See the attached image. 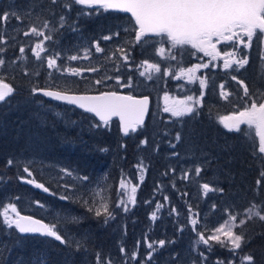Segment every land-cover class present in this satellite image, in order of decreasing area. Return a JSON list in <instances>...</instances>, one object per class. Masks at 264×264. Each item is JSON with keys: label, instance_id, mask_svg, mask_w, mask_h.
<instances>
[{"label": "trees", "instance_id": "1", "mask_svg": "<svg viewBox=\"0 0 264 264\" xmlns=\"http://www.w3.org/2000/svg\"><path fill=\"white\" fill-rule=\"evenodd\" d=\"M0 13L8 15V20L0 26V59L5 61L0 67V76L15 89L11 96L0 102V202L14 204L22 214L49 224L53 223L51 218L59 219L64 214L72 217L69 222L63 223L59 219L56 223L59 232L63 236L68 232L72 239L62 244L54 238L29 236L15 227L9 228L0 216V264H98V258L99 264H106L109 260L111 264H217L218 261L229 264L235 259L228 248L214 240L210 241L209 250L197 233H203L207 238L208 230L219 214H223L221 219H227L230 213H236V223L239 224L244 219V211L252 203H264V176L261 175L264 155L259 152L258 137H254L246 126H242V132L229 131L218 121L219 116H224L225 109L231 115L242 108L240 103L247 100L232 76L243 80L250 92L264 91L262 45L255 40L250 48H238L237 57L246 56L248 64L239 69L233 65L231 73H226L213 63L207 64L200 52L190 46L174 49L166 37H151L147 44L143 41L136 43L134 23L125 13L88 8L76 4L75 0H57L56 4L51 0H0ZM45 21L48 22L47 28L43 27ZM30 26H36L51 36L44 42L48 51L42 53L39 60L32 50L43 38L24 36L23 32L30 30ZM105 36H111V39H103ZM73 40L87 41L93 47L95 60L92 62L98 64L80 65L84 61L82 58L76 60L77 65L69 64V57L77 49L71 46ZM97 43L104 49L102 53L95 51ZM58 44L63 51L55 53ZM21 47L25 50L23 53L19 51ZM160 47L168 53H176V59L161 57ZM120 49L125 50L127 63ZM52 57L57 58L60 70L48 68L46 58ZM145 61L162 68L154 81H147L140 75L146 71L147 65L142 66ZM196 64L208 65L197 72L200 79L206 80L204 94L201 85L188 87L175 78L181 68ZM73 67H79L81 75L72 76L68 69ZM93 68L98 70L89 71ZM169 71L171 75L167 74ZM121 75L126 81L131 78V88L122 87ZM98 79L102 83L96 84ZM61 81L72 83V93L116 91L148 96L151 101L148 119L135 133L125 137L119 134L120 127L115 120L110 133L84 134L86 143L80 141L73 149L70 138L75 130L66 129L55 118L45 117L43 108L56 105L65 111L72 109L76 121L87 116L100 127L102 124L84 112L47 101L33 92L34 88L63 89L65 84H58ZM146 83L153 91L139 93ZM220 85H224L223 91L229 88L233 94L225 99L221 96ZM184 87L187 92L193 91L195 98L202 96L192 117L170 118L158 110L153 111L154 95H180V88ZM117 132L118 142L113 137ZM102 143L112 149L117 144L120 147L117 155L108 152L103 159L97 156L96 148ZM171 154L176 155L175 159H170ZM21 157L54 165L50 172L58 166L68 168L93 182L98 181L97 174L103 166L110 167L106 188L102 183L104 195L110 196L109 211L114 218L105 223L104 215L98 217L94 211H88L93 203L92 194L68 193L63 180L50 181L46 174L41 177L36 168L33 169L36 182L43 183L49 191L43 193L34 184L25 182L31 178L17 169L14 162ZM140 163H145L142 179H137L140 184L138 198L141 199L129 211L120 207L117 213L119 182L128 176H138L135 168ZM178 163L197 177L193 188L192 183L185 184L175 177L179 174ZM39 165L42 163L33 164L34 167ZM197 168L200 169L199 175L196 174ZM200 182L216 189L210 202L201 198L197 188ZM84 189L78 188V191ZM61 196L68 199H60ZM166 199L170 204L173 202L167 210L172 214L163 210L161 220L156 216L153 220L159 201L164 203ZM38 205H43L47 211ZM173 207L181 213L180 217L173 214ZM193 219L197 220L195 227L191 223ZM234 231L243 232L247 241L238 251L250 253L255 264H264V221L253 218ZM159 241H164L163 247ZM149 243L152 248H148ZM134 251L137 256L132 259ZM149 255L151 259H148Z\"/></svg>", "mask_w": 264, "mask_h": 264}, {"label": "snow or ice", "instance_id": "2", "mask_svg": "<svg viewBox=\"0 0 264 264\" xmlns=\"http://www.w3.org/2000/svg\"><path fill=\"white\" fill-rule=\"evenodd\" d=\"M53 4L57 0H51ZM76 4L84 5L88 8L99 7L105 11L115 10L121 13L130 14V22L134 23L133 32L134 40L136 43L147 44L151 37H164L171 42L172 47L175 49L178 46H190L197 52L204 53L212 59L222 58L221 52L218 49L220 43H229L234 47L243 45L245 48L252 46L253 39L257 43L264 41V0H75ZM19 19V17H17ZM8 20L7 13H0V26ZM138 26V27H137ZM43 27H48V22L43 23ZM24 36H34L43 38L35 43V48L32 54L37 60L41 59V54L46 53L48 49L45 47L44 42L51 39V36L46 35L44 31L36 26H30V30L23 32ZM103 39L109 40L111 36H105ZM162 42V41H161ZM21 53L25 50L23 47L19 49ZM96 52H103L104 49L100 44L95 45ZM123 54L124 61L127 63L128 56L124 49H120ZM159 55L165 57L166 49L159 48ZM171 59H176V53H168ZM83 58L87 59V55ZM70 60H77L78 57L73 55L69 57ZM48 68H57V58H46ZM5 61L0 59V67H3ZM146 64L147 70H154L159 73L161 68L158 64L143 62L142 66ZM248 64L246 56L237 57L235 52H226L224 54V68H232L233 65L237 69L243 68ZM207 64H196L187 69L181 68L180 75L175 78L180 79L181 76L187 78L188 82L192 83L199 80L200 85L206 86V80L200 79L196 75L201 67H207ZM98 69H89V71H97ZM119 70V69H117ZM72 76L81 75V70L77 68L68 69ZM145 72H140L141 76H145ZM167 74L171 75L169 71ZM111 79V77H108ZM118 79V78H117ZM151 79V76H148ZM243 89V96L247 98L243 108L232 115L221 117V122L224 127L229 131L242 132V126H246L247 130L254 136L258 137V148L260 153H264V91L256 92L251 91L249 86L243 81L238 80L236 76H232ZM96 84L102 83L101 80H96ZM122 87H132L131 78L122 84ZM222 91L221 96L225 99L231 93L223 91L224 85H220ZM15 89L7 83L5 78L0 76V102L14 93ZM33 92H40L46 97L54 100L65 102L70 105H76L86 112L94 114L103 123L105 127L110 125L113 117H118L123 126L124 135L129 132H135L138 126L144 124L145 115L148 112L149 98H136L133 95H120L116 91L102 92L99 95H76L71 94V88L65 83L63 89H39L34 88ZM165 107L164 111L169 112L174 117H181L191 114L195 111V105L200 104L202 96L197 99L193 96H188L186 100H176L169 103L171 98L168 95L164 96ZM99 126V125H98ZM179 140V136H177ZM147 143V141H144ZM106 151V149H105ZM8 164L11 165L12 161L9 160ZM23 171L31 179L25 182L34 184L36 188L43 189L48 192L49 189L43 183L36 182L33 173L28 167H24ZM62 171L67 172L66 169ZM200 169H196V174L199 175ZM71 175V173H68ZM264 176V172H261ZM82 179L86 180L87 177ZM142 179V177H141ZM260 181H257L259 184ZM119 187L126 188L125 181L120 180ZM205 193L216 191L208 184L203 185ZM136 186L130 188L129 202L135 203ZM105 189L92 193L93 203L89 206L88 211H94L96 216L104 215L105 223L108 219L114 218L113 213L109 211L110 196L104 195ZM60 199H68V197L61 196ZM85 204L88 201H84ZM120 204H124L121 200ZM43 207V205H40ZM161 207L157 205V209ZM127 211V207L124 208ZM14 214V216L12 215ZM0 216L3 217V222L9 227L15 226L21 233H39L46 237H52L62 244L67 243L65 236L57 230L56 223H44L39 219H34L31 216L21 215L14 204L9 203L7 206L0 204ZM244 219L240 220L237 224L238 214L230 213L229 217L223 222L219 223L214 231H211L207 238L203 233H197L199 239L203 244L208 246L211 250L210 241H216L222 247L228 248L234 254L235 259L230 260L229 264H255L254 257L250 253L238 251L242 249V245L247 243L243 232H235L237 227H243L248 221L253 218H258L264 221V203L257 205L252 203L243 213ZM155 214L152 219L154 220ZM195 227L197 220L191 221ZM222 237L224 239H222ZM161 247L164 241H159ZM148 248H152L149 243ZM123 252L124 249L122 248ZM203 256V253H201ZM137 252L131 253V258L135 259ZM151 259V255L148 256ZM206 259V257H205ZM99 264V258H98ZM106 264H111L107 261ZM223 264V262H217Z\"/></svg>", "mask_w": 264, "mask_h": 264}, {"label": "rangeland", "instance_id": "3", "mask_svg": "<svg viewBox=\"0 0 264 264\" xmlns=\"http://www.w3.org/2000/svg\"><path fill=\"white\" fill-rule=\"evenodd\" d=\"M255 40L256 39L254 38L253 42ZM260 44L262 45V54H264V41L260 42ZM71 46H72V48H77L75 53H74V55L77 56L78 58H82L84 60V61L80 62V65L81 64H86V65H97L98 64L97 61L92 62L93 60H95L94 55H93V47L87 41H84V40H73V43L71 44ZM217 47H218V49L221 52V57L222 58L212 59L211 57L205 56L204 53L200 52L201 58L202 59L203 58L206 59L207 64L213 63L214 66L215 67H219L221 71L226 72V73H231L230 71H231L232 68H229V69H225L224 68V54L226 52H235V54L237 55L238 48H242L244 46L243 45H237V46L234 47L232 44H229V43H220ZM55 50H56L55 53H60L61 51H63V49L60 48V44H58V47L55 48ZM166 52H167V54L165 56H168V51H166ZM100 53H102V52H100ZM85 55H87V57H88L87 59L83 58ZM259 61H262V59H259ZM69 64L77 65L76 64V60H70ZM73 68L80 69L79 67H73ZM161 71H162V68H161ZM145 73L146 74H145L144 78L147 81H154L155 77L159 74V73L155 72L154 70H150V72L145 71ZM149 75L151 76V79H148ZM177 75H180V73H177ZM196 75L198 76V73ZM222 76L225 77L224 74H222ZM178 80H180L182 83H185L186 85H188V87H192L194 84L200 85L199 80H196L195 82L190 83V82H188L187 78L184 77V76H181V78L178 79ZM120 82L121 83L126 82V80L123 78L122 75L120 76ZM173 82H175V81L173 80ZM58 84L59 85H63V84H65V82L61 81V82H58ZM68 85L72 86V83L70 82V83H68ZM146 85H147V83L144 86H146ZM238 86L242 89V87L239 84H238ZM174 87H176V85ZM204 89H205V86L202 87L203 94H204ZM55 90H59V89H55ZM149 91H153V88L151 86H146L145 88L141 87L138 90L139 93H144V92H149ZM226 92H229V93L233 94V92H231L229 88L226 89ZM152 93L154 94L155 92H152ZM179 93L182 96H180L179 94H176V93H171V94L166 93V94H164L162 96H159V97L154 95V98H153V109L154 110L153 111L156 112V110H158L159 112H161V114H165L166 116H168L170 118H182V117L188 118V117H192L195 114V111H196V109L199 106L195 105V111L193 113L187 114V115H184V116H181V117H174V116H172L171 113L164 111V107H165L164 96L165 95H168L171 98L169 103H171L172 101H176V100H186V98L188 96L195 97L194 92L193 91L187 92V88H185V87L184 88H180V92ZM136 96H138V95H136ZM56 104H59V103H56ZM200 104H201V102H200ZM244 104H245V102L240 103L239 105L242 106V108H243ZM236 108H237V106L235 105V109ZM235 109H233V111ZM241 109L239 108L238 111L241 110ZM67 111H65L64 108L63 109H59L56 105L45 107L42 110V112L45 114V117L48 116V117H51V118H55L61 125L66 126L67 127L66 129L75 130V133L70 138V143H71L70 145H71V148H73V149L76 148L77 145L81 143L80 141L86 143L85 140H84V134H91L93 132H100V131H103L106 134H108L111 131L110 129H111L112 125H113L112 122L110 123V125L108 127H105L101 123L102 127H100L97 124H95L93 121H90L87 118V116L86 117H84V116L80 117L81 121L78 122L74 118V111L72 109L67 110ZM232 114L233 113H231V115ZM229 115H230V113H228L227 110L225 109L224 116H229ZM220 117L221 116L218 117L219 123L221 122ZM119 134H121V133H119ZM113 137H114L116 142H118L120 140L118 132L117 133H113ZM119 148L120 147L117 144H114V148L112 149V148L108 147L107 143H102L100 146H98L96 148L97 156H99V157H101L103 159L106 156V154H108V152H109L110 155L112 153V156L113 155L116 156L117 155V151H118ZM105 149H106V151H105ZM263 155H264V153H263ZM175 157H176L175 154H171L170 155V159H175ZM14 162L16 164L17 169L22 171L24 174L27 175V173H25L23 171L24 167H28L29 170L33 173V177L35 178L36 175L34 174L33 169L36 168V169H38L40 171L41 177L43 176V174H46L48 179L50 181H54V182L57 181V179H61V180L64 181L63 185L68 187V189H69L68 193L80 194V195L85 193V192H89V194H92L93 192L99 190L100 188H103L102 181L104 182V186H105V183L108 181V179H107L108 178V174H109L108 170L110 169V167L106 168V166H103V169L97 174L98 177H99L98 181L93 182L90 178H87L86 180H84L80 176H78L75 173H73V171H71L70 169H68V168L66 169V168H63L61 166L56 167V169L54 171L50 172L49 169L52 166H54V165H52V164H50L48 162H44V161L40 162V161L36 160L35 158L21 157V158L16 159ZM34 163H37V164L42 163V165H39L38 167H34L33 166ZM144 165H145V163H140L139 166L135 168L136 173H138V176L136 175L137 178L135 176H128L126 179H124L125 184H126V188L121 189L119 187V192L117 193V202H116V211H117V213L120 212V207L123 210H124L125 207H127V209L130 210V208H132V207H134L136 205V202L138 201V199H141V198H138L140 184L137 183V181H138L137 179L141 178V174L145 172L144 171V167H143ZM140 167H143V168L140 169ZM62 169H66L67 172L62 171ZM177 170H178L177 172L179 174L177 176L175 175V177H177V179L179 181H184L185 184L192 183L193 184L192 188H193L194 184L196 183V178H197L193 174V172L191 170L188 171L184 167V165H182V164H179L177 166ZM68 173H71V175H69ZM35 180H37V179H35ZM204 184L205 183L200 182L197 188L199 190L201 198L204 201L208 200V202H210L212 200V194L215 191L208 192V193H205L204 189H202V191H200L201 187L203 188ZM132 186H136V188H137L136 193H135V203L134 204L130 203L129 199H128L129 194H130V188ZM160 186L161 185L159 184V187ZM209 186L214 188L213 185H209ZM84 187H85V189H84L85 191H82V192L78 191V188L82 189ZM105 188H106V186H105ZM40 190L43 191V189H40ZM44 192L45 191H43V193ZM207 194H209V195H207ZM121 200L124 201V204H120ZM0 204H3L5 206H7L9 203L4 202V200H3V201L0 202ZM172 204H173V202L170 204L169 200H167V199L164 201V203L160 200L158 205H160L161 207H159V209H156L155 216L159 217L160 220H161V215L163 213V210L166 211L167 214H168L167 210L170 208V206ZM16 208H17V206H16ZM38 208L43 209L44 211H47L46 208L41 207L40 205H38ZM17 210L20 212V210L18 208H17ZM129 210H127V211H129ZM171 211L173 212V214L177 215L178 217L181 216V213H178L177 209L175 210L174 207H173V209H171ZM55 214H57V213H55ZM169 214H172V213H169ZM12 215L14 216V214H12ZM221 218H223V214H219L214 219V222L212 223L211 228L208 230L209 233L211 231H214L215 227L219 223H221V222H223L225 220V219H221ZM51 219H52L53 223L59 222V219H60V221H62L64 223V222H69L72 219V217L69 214H64L63 217H60L59 219H57V218L56 219L51 218ZM58 226L61 227L60 223H59ZM180 226H182V225H180ZM13 227H15V226H13ZM57 230L59 231V229H57ZM64 234H65V232H64ZM65 236H66V240L67 239L72 240L70 238V235L68 234V232H66ZM222 239H224V238L222 237ZM156 240H158V239H156Z\"/></svg>", "mask_w": 264, "mask_h": 264}, {"label": "water", "instance_id": "4", "mask_svg": "<svg viewBox=\"0 0 264 264\" xmlns=\"http://www.w3.org/2000/svg\"><path fill=\"white\" fill-rule=\"evenodd\" d=\"M111 11H115V10H111ZM116 12H118V11H116ZM120 13H121V12H120ZM125 14H126V13H125ZM128 15L130 16V14H128ZM53 90H55V89H53ZM107 92H110V91H107ZM36 94L42 96V97H43L45 100H47V101H51V102H54V103H59V104H62V105H65V106H68V107L74 108V109H76V110H78V111L84 112V113H86V114H88V115L94 117L99 123H102V122L99 120V118L96 117L94 114L89 113V112H86L84 109H81V108H79V107L76 106V105H70V104H67V103H65V102H61V101L54 100V99H52V98H50V97H46V96H44V95H43L42 93H40V92H36ZM71 94H76V95H99L100 93H96V94H78V93H71ZM118 94H120V95H129V94H124V93H118ZM134 97H136V98H143V97H145V96H134ZM147 97H148V96H147ZM148 98H149V97H148ZM149 110H150V98H149L148 112H147V114L145 115V118H144V124H145V122H146V120H147ZM113 120L118 121V124H119V127H120V133H121L124 137L127 136V135H124V132H123V126H122L121 122L119 121V118H118V117H113V118L111 119L110 122H112ZM102 124H103V123H102ZM144 124H143V125H144ZM143 125H142V126H143ZM139 127H141V126H138L137 128H139ZM135 132H136V131H135ZM135 132H132V133H135ZM129 133H131V131H130ZM21 215H25V214H21ZM26 216H30V215H26ZM31 217L34 218V219H37L36 217H33V216H31ZM42 222H43V221H42ZM44 223H45V222H44ZM23 234H26V235H29V236L46 237V236L40 235L39 233H23ZM48 238H52V237H48Z\"/></svg>", "mask_w": 264, "mask_h": 264}, {"label": "bare ground", "instance_id": "5", "mask_svg": "<svg viewBox=\"0 0 264 264\" xmlns=\"http://www.w3.org/2000/svg\"><path fill=\"white\" fill-rule=\"evenodd\" d=\"M47 89H51V88H47ZM38 219V218H37ZM40 220V219H39ZM41 221H43V220H41ZM44 222V221H43ZM46 223V222H45Z\"/></svg>", "mask_w": 264, "mask_h": 264}]
</instances>
